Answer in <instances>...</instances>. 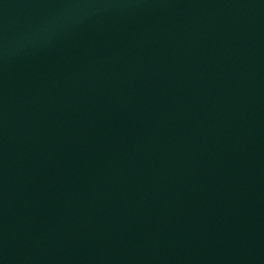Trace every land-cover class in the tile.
Instances as JSON below:
<instances>
[{
	"label": "water",
	"instance_id": "1",
	"mask_svg": "<svg viewBox=\"0 0 264 264\" xmlns=\"http://www.w3.org/2000/svg\"><path fill=\"white\" fill-rule=\"evenodd\" d=\"M0 264H264V0H0Z\"/></svg>",
	"mask_w": 264,
	"mask_h": 264
}]
</instances>
